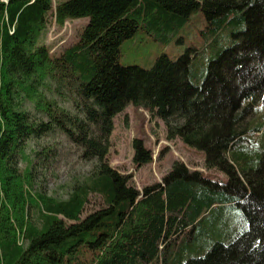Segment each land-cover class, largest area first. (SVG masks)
<instances>
[{
    "label": "trees",
    "instance_id": "16d2710c",
    "mask_svg": "<svg viewBox=\"0 0 264 264\" xmlns=\"http://www.w3.org/2000/svg\"><path fill=\"white\" fill-rule=\"evenodd\" d=\"M197 10L204 32L243 23L206 59L200 84L196 48L161 54L149 68L120 63L122 42L139 29L165 39ZM82 17L77 40L58 53L38 45L49 23ZM128 104L227 179L174 161L137 188L108 160L113 119ZM263 104L264 0H0V264H264V116L249 120ZM55 132L95 161L64 198L34 187L26 152ZM132 147L136 167L152 161L142 139Z\"/></svg>",
    "mask_w": 264,
    "mask_h": 264
},
{
    "label": "rangeland",
    "instance_id": "374dc122",
    "mask_svg": "<svg viewBox=\"0 0 264 264\" xmlns=\"http://www.w3.org/2000/svg\"><path fill=\"white\" fill-rule=\"evenodd\" d=\"M58 1L62 0H53V3ZM87 22V17L67 20L62 25L51 22L38 40V45L46 44L52 51L58 53L62 47L77 40ZM204 28L203 13L197 10L165 39H155L139 29L135 35L122 42L120 63L149 68L155 58L161 54L165 53L174 59L183 54L187 48H196L197 53L192 55L191 69L194 81L200 84L206 73V59L215 57L218 51L236 41L238 38L233 34L243 28V23H230L215 32H204ZM61 104L68 107L67 103ZM263 116L264 104L249 120L255 123ZM113 121L109 163L122 173L132 174L137 188L141 189L145 185L160 181L162 176L170 170L174 161H181L189 169L200 170L211 178L227 179L222 172L205 168L203 152L184 144L179 139L167 140L164 122L159 118L151 117L145 109L128 104L123 112L114 117ZM135 138L142 139L144 145L153 153L152 161L140 167H136L132 161L134 153L132 141ZM45 147H50L52 150L47 151V155L38 154L45 152ZM26 152L32 160L34 187L56 198L66 197L67 186L76 181L85 180L95 166V161L81 160L79 149L61 132L30 140ZM18 165L22 169L25 162L20 161ZM97 205V198L92 197L87 209L91 210ZM228 212L230 213L229 223L236 225L237 219L240 218L237 210ZM216 222L220 223L221 220L216 219Z\"/></svg>",
    "mask_w": 264,
    "mask_h": 264
}]
</instances>
